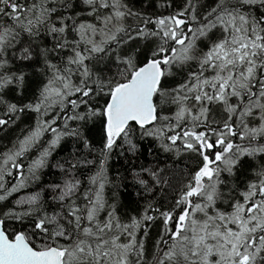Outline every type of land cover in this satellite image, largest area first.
Listing matches in <instances>:
<instances>
[{
    "label": "snow or ice",
    "instance_id": "snow-or-ice-1",
    "mask_svg": "<svg viewBox=\"0 0 264 264\" xmlns=\"http://www.w3.org/2000/svg\"><path fill=\"white\" fill-rule=\"evenodd\" d=\"M0 264H264V0H0Z\"/></svg>",
    "mask_w": 264,
    "mask_h": 264
},
{
    "label": "trees",
    "instance_id": "trees-1",
    "mask_svg": "<svg viewBox=\"0 0 264 264\" xmlns=\"http://www.w3.org/2000/svg\"><path fill=\"white\" fill-rule=\"evenodd\" d=\"M149 160H151L150 157L147 158L146 160H142L141 162L147 163ZM159 163H160L161 166L164 165V163H165V159H164V157H160ZM169 163H170V161H169ZM181 166H182V165H181Z\"/></svg>",
    "mask_w": 264,
    "mask_h": 264
}]
</instances>
